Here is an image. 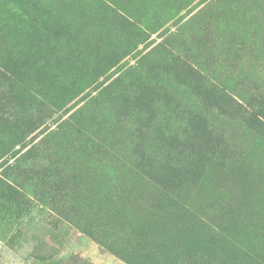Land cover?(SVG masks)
I'll return each instance as SVG.
<instances>
[{
  "label": "rangeland",
  "instance_id": "1",
  "mask_svg": "<svg viewBox=\"0 0 264 264\" xmlns=\"http://www.w3.org/2000/svg\"><path fill=\"white\" fill-rule=\"evenodd\" d=\"M30 1L0 0V56L21 73L0 77V115L18 114L24 135L1 127L0 264H264V132L239 140L241 158L202 163L214 138L190 125L200 163L164 190L135 176L127 131L153 112L179 131L178 106L195 107L179 77L194 70L235 99L264 96V0ZM43 18L76 37H53ZM24 141L38 146L23 155ZM175 146L142 164L162 174ZM59 162L73 175L64 212L35 199L36 170Z\"/></svg>",
  "mask_w": 264,
  "mask_h": 264
},
{
  "label": "trees",
  "instance_id": "2",
  "mask_svg": "<svg viewBox=\"0 0 264 264\" xmlns=\"http://www.w3.org/2000/svg\"><path fill=\"white\" fill-rule=\"evenodd\" d=\"M8 1L14 5V8H19L21 5L28 8L34 7L30 0ZM47 23H49L48 19L43 18L40 25L44 24L43 30L49 32L55 38L76 37L74 28L68 23L63 25L53 22L49 27H47ZM16 63V60L10 59L8 56H0V77L6 83L10 81L16 84L20 81L21 73ZM179 78L180 84L189 89L191 97L195 100L189 98L195 104V107L191 108L192 110L178 106V102L175 103L178 109L174 123L178 121V124L182 126L179 131L173 132L169 127L170 122L157 116L154 112L145 118L140 116L132 122L133 128L131 130L127 129L130 135L134 134L130 155L135 162V176L138 175L141 180L155 183L164 190H175L180 181L187 177V173L193 168H197L200 163L191 151H187L185 139L190 125L198 124L200 127H204L206 134L214 138V142L205 148L199 156L202 163L210 160L230 162L241 158L242 152L237 144L239 140L264 132V96H261L260 91L246 99L242 97L244 100H238L228 94L222 85L215 84L211 79L199 72L197 73L195 70L192 75H182ZM255 89L256 91L259 90L258 87ZM7 95H9L8 91ZM156 97L162 96L156 94ZM119 99L123 102V108H127L128 100L126 96L119 95ZM11 118H4L0 115V131L2 126L7 127L13 132L14 139L18 136L20 139L22 138L20 140L22 141L24 135L20 134L22 133L20 117L17 114V116ZM223 126H228L232 130L228 137H225L226 132L223 130ZM234 131H237V133ZM69 133L78 136L79 140L83 141V145H86V142L93 143L92 137L86 131L80 129L77 124L72 127ZM179 135L183 136L182 139L178 137ZM76 140L78 144V139ZM172 140L177 144L175 146L176 154L167 161L168 166L162 174L153 173L142 164L143 160L149 158L152 153L159 152V148L165 143L174 144ZM37 146V144H27L24 141L22 145L25 148L23 155L34 147L36 149ZM167 155V152H165L166 160ZM61 165L60 162L57 165L47 163V165L36 170L38 174H42L38 176V180H41L46 188L35 187V199L51 209L64 212L65 206L62 202L63 198L65 199L64 191L67 186H61V183L73 175L70 174V169L66 168L67 165L66 167ZM11 197L13 200H20L22 196L19 192L13 191ZM11 197L7 200H12Z\"/></svg>",
  "mask_w": 264,
  "mask_h": 264
}]
</instances>
